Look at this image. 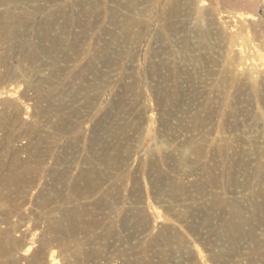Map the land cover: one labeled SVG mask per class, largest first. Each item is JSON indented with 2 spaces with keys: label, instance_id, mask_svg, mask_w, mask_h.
<instances>
[{
  "label": "rangeland",
  "instance_id": "rangeland-1",
  "mask_svg": "<svg viewBox=\"0 0 264 264\" xmlns=\"http://www.w3.org/2000/svg\"><path fill=\"white\" fill-rule=\"evenodd\" d=\"M0 264H264V0H0Z\"/></svg>",
  "mask_w": 264,
  "mask_h": 264
}]
</instances>
